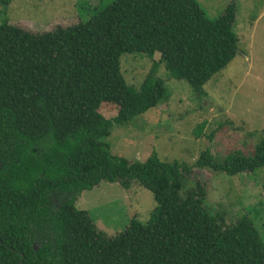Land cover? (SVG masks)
I'll list each match as a JSON object with an SVG mask.
<instances>
[{
  "label": "trees",
  "instance_id": "16d2710c",
  "mask_svg": "<svg viewBox=\"0 0 264 264\" xmlns=\"http://www.w3.org/2000/svg\"><path fill=\"white\" fill-rule=\"evenodd\" d=\"M237 13L235 3L213 20L199 0H114L53 31L0 22V264H264L248 215L228 225L206 210L200 179L186 190L192 167L156 153L130 163L107 142L116 124L168 100L162 67L204 96L238 56ZM126 55L154 62L139 88L124 74ZM105 103L118 107L115 118L101 113ZM262 131L252 156L221 160L207 149L194 167L263 170ZM104 181L152 191L150 219L134 217L116 236L101 230L76 202Z\"/></svg>",
  "mask_w": 264,
  "mask_h": 264
},
{
  "label": "rangeland",
  "instance_id": "374dc122",
  "mask_svg": "<svg viewBox=\"0 0 264 264\" xmlns=\"http://www.w3.org/2000/svg\"><path fill=\"white\" fill-rule=\"evenodd\" d=\"M114 0H13L0 6V22L34 33L53 31L85 21L96 7ZM210 19L219 18L235 3L238 56L205 86L199 97L186 81L170 79L164 67L169 98L123 125L116 124L107 141L115 156L127 162H145L156 153L163 161L186 163L193 168L186 190L200 179L207 190L205 208L229 225L248 215L264 243V169L249 175L194 167L200 154L210 149L221 160L235 151L252 156L264 128V0H199ZM160 55L155 56L159 61ZM146 55H126L123 71L130 85L139 88L153 67ZM114 104L102 105L108 118L118 115ZM103 182L84 191L76 202L89 211L101 230L110 236L123 232L137 217L146 223L157 203L152 191L133 183Z\"/></svg>",
  "mask_w": 264,
  "mask_h": 264
},
{
  "label": "water",
  "instance_id": "95a60500",
  "mask_svg": "<svg viewBox=\"0 0 264 264\" xmlns=\"http://www.w3.org/2000/svg\"><path fill=\"white\" fill-rule=\"evenodd\" d=\"M37 249H40L39 246L36 247Z\"/></svg>",
  "mask_w": 264,
  "mask_h": 264
}]
</instances>
